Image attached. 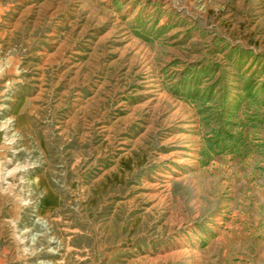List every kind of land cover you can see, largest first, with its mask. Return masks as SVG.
Segmentation results:
<instances>
[{"label":"rangeland","instance_id":"374dc122","mask_svg":"<svg viewBox=\"0 0 264 264\" xmlns=\"http://www.w3.org/2000/svg\"><path fill=\"white\" fill-rule=\"evenodd\" d=\"M0 264H264V0H0Z\"/></svg>","mask_w":264,"mask_h":264}]
</instances>
